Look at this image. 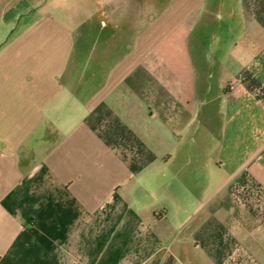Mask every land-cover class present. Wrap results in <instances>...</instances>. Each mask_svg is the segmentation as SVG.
Returning <instances> with one entry per match:
<instances>
[{
  "label": "crops",
  "instance_id": "0c3cea01",
  "mask_svg": "<svg viewBox=\"0 0 264 264\" xmlns=\"http://www.w3.org/2000/svg\"><path fill=\"white\" fill-rule=\"evenodd\" d=\"M143 263L264 264V0H0V264Z\"/></svg>",
  "mask_w": 264,
  "mask_h": 264
},
{
  "label": "built area",
  "instance_id": "2783aa9c",
  "mask_svg": "<svg viewBox=\"0 0 264 264\" xmlns=\"http://www.w3.org/2000/svg\"><path fill=\"white\" fill-rule=\"evenodd\" d=\"M235 86H236V82H235V81H231V82L227 85V88H226V89H227V91L231 92V91L234 90ZM143 264H145V263H143Z\"/></svg>",
  "mask_w": 264,
  "mask_h": 264
}]
</instances>
